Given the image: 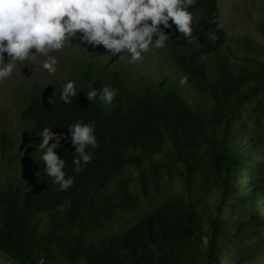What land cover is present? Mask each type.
<instances>
[{
  "label": "trees",
  "instance_id": "16d2710c",
  "mask_svg": "<svg viewBox=\"0 0 264 264\" xmlns=\"http://www.w3.org/2000/svg\"><path fill=\"white\" fill-rule=\"evenodd\" d=\"M219 1L197 0L190 9L197 21L194 43H188L173 25L165 29L170 36L167 47L160 49L180 79L187 77L184 85L205 101L202 105L191 103L172 84L132 86L118 70L97 64L71 73L69 80L76 82L77 89L71 104L60 100L61 88L69 80L31 94L22 119L35 155L27 151L31 161L23 180L0 181L2 252L20 264H221L228 242L243 246L251 235L260 234L264 228V214L258 209L264 204V51L243 41L242 49L252 58L248 63L231 59L225 29L210 23L221 19ZM208 32L218 39H209ZM106 83L119 90L113 105L102 104L98 97L93 103L87 99L86 91ZM253 115L256 127L250 129ZM77 121L95 122L99 144L95 151L89 149L93 159L80 174L73 171L76 149L68 133ZM45 126L67 136L56 150L65 160L66 175L75 180L67 191L58 190L45 173L38 151ZM14 146L0 112L1 158ZM168 161L184 179L183 192L154 205L128 229L96 238L107 222L137 208L138 195L130 182L121 179L129 169L136 168L145 193L144 170L159 188ZM216 190L222 198L235 200L240 211L252 209L247 223L234 232L220 205L208 207V197ZM42 217L49 219L44 230Z\"/></svg>",
  "mask_w": 264,
  "mask_h": 264
},
{
  "label": "clouds",
  "instance_id": "9594fccd",
  "mask_svg": "<svg viewBox=\"0 0 264 264\" xmlns=\"http://www.w3.org/2000/svg\"><path fill=\"white\" fill-rule=\"evenodd\" d=\"M197 0H0V84L11 79L17 64H27L36 56L46 59L42 68L49 74L57 72L59 60L53 53L63 52L79 34L82 40L94 46H104L113 55L127 53L131 62L141 60L142 54L153 49H164L170 36L165 29L176 30L188 43H194L196 18L190 11ZM223 30L222 19L210 21ZM212 41L218 39L214 32L206 33ZM35 50L33 54L32 50ZM5 54L8 62H5ZM125 55H121L123 57ZM204 59V57H202ZM187 77L181 79V84ZM119 90L105 84L101 89L86 91L92 103L99 101L113 105ZM55 91L53 93V98ZM77 96L76 82L64 83L60 100L71 104ZM50 99L49 103H52ZM73 147L74 173L80 174L93 156L89 149L98 147L95 122L77 121L68 127ZM38 146L45 173L67 191L74 186V177L67 176L65 160L57 154L61 141L67 139L45 126ZM53 141H55L53 143ZM35 155V153H34Z\"/></svg>",
  "mask_w": 264,
  "mask_h": 264
},
{
  "label": "rangeland",
  "instance_id": "374dc122",
  "mask_svg": "<svg viewBox=\"0 0 264 264\" xmlns=\"http://www.w3.org/2000/svg\"><path fill=\"white\" fill-rule=\"evenodd\" d=\"M218 7L220 17L225 24L226 45L232 60L248 63V58H252L242 49L243 41L253 42L264 51V0H220ZM32 52L35 54L34 49ZM53 55L59 60L57 72L54 75L42 68V63L46 58L36 56L33 58L32 64H17L11 79L0 84V112L4 116L9 133L15 140L14 148L5 157L1 158L0 155V181L2 183L8 181L18 183L28 175L31 158L27 151L33 154L35 147L26 141L29 131L28 125L22 119V110L31 94H35L36 91L49 85L64 83L69 80L73 71L76 72L81 67L97 64L118 70L129 84H133L132 86L169 83L178 87L194 105L199 106L205 102L187 86L181 84L179 75L167 62L164 52H161L160 49H153L150 53L142 54L143 58L133 63L127 53L113 55L102 45L94 46L84 42L78 34L69 47L65 48L63 52L58 51ZM121 55L125 56L121 57ZM260 57L262 59V56H253L254 59ZM5 62H8L7 54H5ZM248 113L252 114L251 109L248 110ZM255 116L251 117L252 120L248 124L250 129L256 127ZM168 164L166 176L161 181L159 188L150 182L148 173L146 169L144 170L145 193L142 191V180L139 178L138 171L134 167L129 169L128 176L121 179L123 182H130V189L138 195L137 208L123 212L107 222L100 229V233L96 234V238L99 239L101 235H111L128 229L152 210L154 205L183 192L184 179L172 161H168ZM243 188L246 190L247 187ZM207 203L209 209L221 206V215L232 232L247 223L248 215L252 211L250 208L244 209L245 212L240 211L235 200L230 197L222 198V192L218 190L208 197ZM258 209L261 214H264L263 203L258 206ZM40 222L42 230L49 226L48 217H42ZM205 226L208 227L206 221ZM247 235L248 233L245 236ZM222 257L224 259L221 264H264V228L260 230L259 235H251L250 240L243 246L234 241L228 242ZM0 264L20 263L0 250Z\"/></svg>",
  "mask_w": 264,
  "mask_h": 264
}]
</instances>
